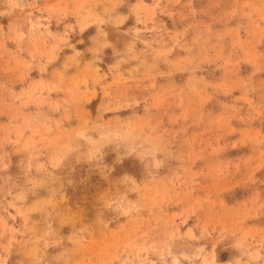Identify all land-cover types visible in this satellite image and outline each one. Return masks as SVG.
I'll use <instances>...</instances> for the list:
<instances>
[{
    "label": "rangeland",
    "instance_id": "374dc122",
    "mask_svg": "<svg viewBox=\"0 0 264 264\" xmlns=\"http://www.w3.org/2000/svg\"><path fill=\"white\" fill-rule=\"evenodd\" d=\"M0 264H264V0H0Z\"/></svg>",
    "mask_w": 264,
    "mask_h": 264
}]
</instances>
